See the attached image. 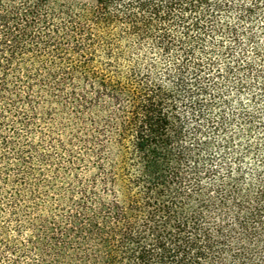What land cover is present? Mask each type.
I'll return each mask as SVG.
<instances>
[{"label": "trees", "instance_id": "obj_1", "mask_svg": "<svg viewBox=\"0 0 264 264\" xmlns=\"http://www.w3.org/2000/svg\"><path fill=\"white\" fill-rule=\"evenodd\" d=\"M0 264H264V0H0Z\"/></svg>", "mask_w": 264, "mask_h": 264}]
</instances>
